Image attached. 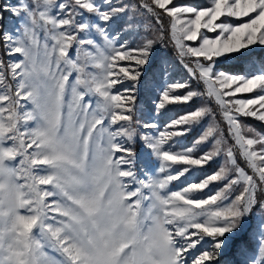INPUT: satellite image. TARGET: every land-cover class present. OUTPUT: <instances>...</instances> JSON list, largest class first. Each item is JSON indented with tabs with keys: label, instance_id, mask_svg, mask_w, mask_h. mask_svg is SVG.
Here are the masks:
<instances>
[{
	"label": "snow or ice",
	"instance_id": "obj_1",
	"mask_svg": "<svg viewBox=\"0 0 264 264\" xmlns=\"http://www.w3.org/2000/svg\"><path fill=\"white\" fill-rule=\"evenodd\" d=\"M255 122L264 0H0V264H264Z\"/></svg>",
	"mask_w": 264,
	"mask_h": 264
},
{
	"label": "rangeland",
	"instance_id": "obj_2",
	"mask_svg": "<svg viewBox=\"0 0 264 264\" xmlns=\"http://www.w3.org/2000/svg\"><path fill=\"white\" fill-rule=\"evenodd\" d=\"M181 75H184L183 73H181ZM200 103L199 101H197V104ZM187 111V108L185 106H182V105H178L176 107H174L172 109V115L173 116H176V115H179V114H184V112ZM249 123H253V121L249 120L248 121ZM258 129L260 128L258 125L256 126ZM215 167V165H214ZM199 177H189V180H195V179H198Z\"/></svg>",
	"mask_w": 264,
	"mask_h": 264
},
{
	"label": "trees",
	"instance_id": "obj_3",
	"mask_svg": "<svg viewBox=\"0 0 264 264\" xmlns=\"http://www.w3.org/2000/svg\"><path fill=\"white\" fill-rule=\"evenodd\" d=\"M255 125L256 126L258 125L260 128L264 127V126L260 125L259 122H255Z\"/></svg>",
	"mask_w": 264,
	"mask_h": 264
}]
</instances>
